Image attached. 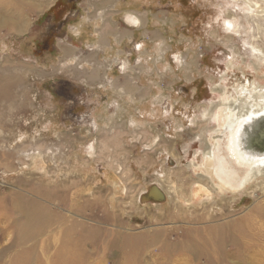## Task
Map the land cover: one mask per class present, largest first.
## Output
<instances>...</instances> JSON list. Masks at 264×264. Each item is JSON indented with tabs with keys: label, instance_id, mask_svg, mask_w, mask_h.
Returning <instances> with one entry per match:
<instances>
[{
	"label": "rangeland",
	"instance_id": "rangeland-1",
	"mask_svg": "<svg viewBox=\"0 0 264 264\" xmlns=\"http://www.w3.org/2000/svg\"><path fill=\"white\" fill-rule=\"evenodd\" d=\"M71 1L0 0L22 17L9 33L13 20L0 16V86L12 95L0 99V264L29 250L16 225L32 202L53 224L78 226L81 264H255L264 181L237 193L206 181L201 191L192 163L224 93L243 85L264 96V20L250 16L249 0H181L178 54L115 101L111 89L86 90L55 69L50 43ZM53 248L39 244L33 262Z\"/></svg>",
	"mask_w": 264,
	"mask_h": 264
},
{
	"label": "crops",
	"instance_id": "crops-1",
	"mask_svg": "<svg viewBox=\"0 0 264 264\" xmlns=\"http://www.w3.org/2000/svg\"><path fill=\"white\" fill-rule=\"evenodd\" d=\"M180 7L181 0L71 1L59 24L63 35L50 43L55 69L72 85L111 89L119 101L120 90L133 94L137 74L167 70V56L178 54Z\"/></svg>",
	"mask_w": 264,
	"mask_h": 264
},
{
	"label": "bare ground",
	"instance_id": "bare-ground-1",
	"mask_svg": "<svg viewBox=\"0 0 264 264\" xmlns=\"http://www.w3.org/2000/svg\"><path fill=\"white\" fill-rule=\"evenodd\" d=\"M248 4L250 16L254 15L258 21L264 20V9H261L258 2L251 3L249 0ZM0 16H6L10 18L9 20H13L6 27L10 31L9 33L20 30L17 20L22 17L18 9L14 14L9 8H1ZM224 23L227 24V30L235 31L237 26L230 20H225ZM259 29H261L260 25ZM245 84L251 86L250 83ZM0 85H4L2 81ZM9 96L11 98L12 95L8 93V87L0 86V99ZM249 96H251L250 91L243 85L235 89L233 95L224 93L221 97L224 110L219 115L213 114L211 116L218 123V126L213 130L211 142L203 138L200 151L198 153L196 151L199 157L192 163L195 170L199 172L196 175V180L198 183L200 182L197 185L200 186L201 191L204 190L201 184L206 181L212 183L215 189L232 193L245 192L253 185L264 181V101L260 102L262 98L264 100V96H257L259 98ZM26 206L21 209L20 216H22L23 222L16 223V228L21 243L27 244L26 247L29 250L22 257H19L15 264H81L82 258L80 259V257L83 256L84 252L81 248L84 242L81 243L80 238L73 240L72 237L73 231L77 230L78 226L73 227L64 223L65 221L53 224L51 214L45 207L37 205L35 202H32L29 207ZM244 235V239L247 241L245 243L248 245L252 236L248 232H245ZM252 241L254 240L252 239ZM39 244L45 246L46 249L54 246V251L51 255L48 250L46 253L41 251L38 261L33 262L32 257L39 252H36ZM188 246L192 245L188 244ZM163 247L165 251L174 249L170 244ZM137 248L140 249L139 246ZM253 251L255 253L253 254L254 263L264 264V253H260L261 257H259L257 249Z\"/></svg>",
	"mask_w": 264,
	"mask_h": 264
}]
</instances>
